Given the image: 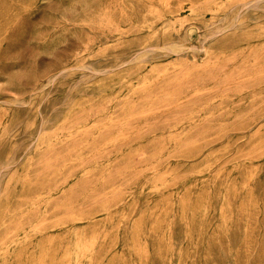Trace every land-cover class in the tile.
<instances>
[{
  "label": "rangeland",
  "instance_id": "1",
  "mask_svg": "<svg viewBox=\"0 0 264 264\" xmlns=\"http://www.w3.org/2000/svg\"><path fill=\"white\" fill-rule=\"evenodd\" d=\"M0 264H264V0H0Z\"/></svg>",
  "mask_w": 264,
  "mask_h": 264
},
{
  "label": "bare ground",
  "instance_id": "2",
  "mask_svg": "<svg viewBox=\"0 0 264 264\" xmlns=\"http://www.w3.org/2000/svg\"><path fill=\"white\" fill-rule=\"evenodd\" d=\"M164 4V3H163ZM168 5V4H167ZM214 6V5H213ZM218 7V6H217ZM230 23V22H229ZM239 23V22H238ZM225 26L226 25H223V26H221V29L222 30H225L226 28H225ZM234 27V26H233ZM220 29V30H221ZM219 30V31H220ZM229 31V30H228ZM217 33H219V32H217ZM221 33V32H220ZM179 49V48H178ZM175 50V49H174ZM203 54L205 55V57H206V61L204 62V61H202L203 62V64H201L200 62H196V61H192V62H185L184 64H180V65H178V75H177V77H176V80H181V79H183V78H187V77H189L190 76V74L191 73H193V72H195L197 69H200V68H202V66H204V64H206V62L207 61H209V58H211V55L213 54V52L208 48V49H204V52H203ZM211 61V60H210ZM212 62V61H211ZM142 85H144V84H142ZM141 85V86H142ZM136 87V86H135ZM198 91V90H197ZM196 92V91H195ZM159 180V179H158ZM157 184V183H156ZM107 204V203H106ZM105 204V205H106ZM103 205V204H102ZM111 205V204H110ZM4 223V222H3ZM76 232V231H75ZM70 256V255H69Z\"/></svg>",
  "mask_w": 264,
  "mask_h": 264
}]
</instances>
